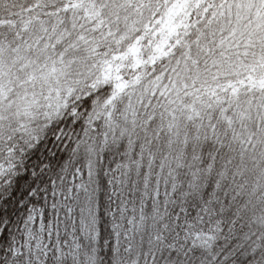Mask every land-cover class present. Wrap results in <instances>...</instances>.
<instances>
[{"label": "snow or ice", "instance_id": "snow-or-ice-1", "mask_svg": "<svg viewBox=\"0 0 264 264\" xmlns=\"http://www.w3.org/2000/svg\"><path fill=\"white\" fill-rule=\"evenodd\" d=\"M0 264H264V0H0Z\"/></svg>", "mask_w": 264, "mask_h": 264}]
</instances>
